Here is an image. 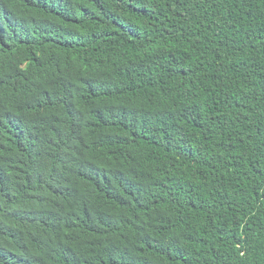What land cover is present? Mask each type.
Returning <instances> with one entry per match:
<instances>
[{
	"label": "trees",
	"instance_id": "1",
	"mask_svg": "<svg viewBox=\"0 0 264 264\" xmlns=\"http://www.w3.org/2000/svg\"><path fill=\"white\" fill-rule=\"evenodd\" d=\"M0 264H264V0H0Z\"/></svg>",
	"mask_w": 264,
	"mask_h": 264
}]
</instances>
